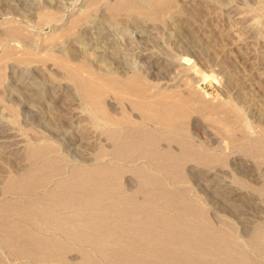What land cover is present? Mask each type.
I'll return each instance as SVG.
<instances>
[{
	"label": "rangeland",
	"instance_id": "1",
	"mask_svg": "<svg viewBox=\"0 0 264 264\" xmlns=\"http://www.w3.org/2000/svg\"><path fill=\"white\" fill-rule=\"evenodd\" d=\"M90 1L0 0V21L35 20L36 13L48 10L63 24L86 14L81 29L56 46L57 57L74 60L87 54L86 60L106 76L139 78L146 96L185 99V122L176 131L159 130L164 134L159 149L178 152L183 139L217 161L206 166L188 161L183 167L187 181L175 185L166 174L146 166L164 182L154 191L169 196V190L186 189L176 199L195 202L205 212L185 214L189 222L218 230L250 259L264 264V237L258 246L248 243L252 229L264 227V0H168L156 20L141 14L145 0H100L87 11ZM109 4L133 8L108 20ZM51 30H42L40 36ZM18 50L0 51V204L10 200L33 208L55 181L68 179L70 166L90 163L99 148L110 150L106 132L113 128L91 114L75 87L52 65L51 51ZM20 58L32 62L15 63ZM131 90H102V102L112 116L139 119L131 107ZM151 132L156 133L154 127ZM29 146L52 148L37 163L53 156L63 162L36 171L26 158ZM31 173L40 177L32 196L2 194L8 180ZM123 181L136 194L135 203L143 202L134 177L126 174ZM0 220L36 230L5 214ZM77 257L75 252L68 255Z\"/></svg>",
	"mask_w": 264,
	"mask_h": 264
},
{
	"label": "bare ground",
	"instance_id": "2",
	"mask_svg": "<svg viewBox=\"0 0 264 264\" xmlns=\"http://www.w3.org/2000/svg\"><path fill=\"white\" fill-rule=\"evenodd\" d=\"M145 1L141 14L155 20L159 18L157 11L168 4V0ZM99 2L91 0L87 11ZM129 8L133 7L107 5L108 20L114 19V13ZM36 14L34 21L12 17L0 21L2 55L14 49H19V53L51 51L48 56L53 59L52 65L75 87L91 114L113 128L106 132L112 148L97 149L88 164L70 166L66 172L68 179L55 181L33 208L10 200L0 204V214L36 229L25 228L13 220H0V264H261L246 256L218 230L189 222L185 214L203 216L205 212L195 202L176 199L182 198L186 189L169 190V196L154 191L156 187H164V182L146 166L166 174L175 185L187 181L183 167L188 161H197L202 166L217 161L207 151L193 150L183 139L178 141V152L159 149L164 141L159 130L176 131L185 122L188 113L185 99L146 96L139 78L132 74L125 75L123 80L108 77L86 60V53L74 60L57 57L56 46L69 40L75 29H81L86 14L63 24L52 11ZM46 28L52 32L42 38L40 32ZM2 60L1 56L0 63ZM16 62L30 64L32 60L20 58ZM3 72L0 66V81ZM105 87L115 92L132 89L135 95L131 107L138 113L139 121L112 116L101 99ZM152 127L156 133L151 132ZM25 154L36 171L57 167L63 160L53 156L37 163L39 157L52 154L50 147L29 146ZM138 160L144 164L136 166ZM126 174L134 177L143 202L135 203L136 194L126 189L123 181ZM39 179L31 173L8 180L2 194L14 198L32 196ZM178 211L182 213L165 215ZM248 236V243L258 246L264 237V227L253 228ZM66 241L79 246L71 247ZM73 252L77 259L68 258Z\"/></svg>",
	"mask_w": 264,
	"mask_h": 264
}]
</instances>
